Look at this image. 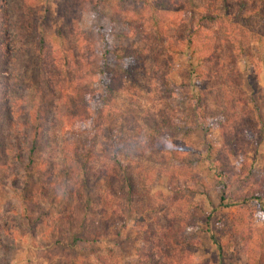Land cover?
<instances>
[{
    "label": "rangeland",
    "instance_id": "1",
    "mask_svg": "<svg viewBox=\"0 0 264 264\" xmlns=\"http://www.w3.org/2000/svg\"><path fill=\"white\" fill-rule=\"evenodd\" d=\"M147 2L158 9L155 0ZM223 2L231 6L232 12L240 10L251 18L218 19ZM240 2L242 0L185 1V9L176 7L167 12L172 22L164 24L161 22L163 11L151 21L148 12L141 8L142 0H0V129L3 136L10 134L4 140L0 137L7 149L4 160H0V264H130L136 260V249L142 243L133 230L138 215L127 208L125 202L111 200L103 192V204L110 200L105 209L119 213L110 233L102 234L99 241L89 246L69 249L53 244V224L61 209L54 206L52 198L57 196L56 188L64 174L63 170L57 171L63 164L60 152L54 151L52 146L57 147L55 142L59 144L60 139L64 140L67 132L66 139L84 144L86 132L71 123L61 130L60 122L55 119L56 125L49 133L51 140L36 151V163H28L26 147L27 140L33 136L35 107L41 103L43 93L36 67L38 41L42 39L47 48L57 50L54 73L64 67L74 73L80 61L77 55L88 56L81 37L86 31L98 34L100 26H104L107 40L115 50H136L142 44L138 37L128 35L124 26V19L134 9L140 11L139 18L149 22L145 26L146 40H152V52L146 50L142 65L122 79L104 120L122 127L134 138L129 139L125 147L133 165L128 174L137 181L143 203L149 198L158 208L152 215L154 219L148 218L144 223L158 227V241L162 234L171 235L168 227L176 233L172 236L174 239L194 242L196 246L189 251L191 264H254L253 256L259 253L255 228L264 226V39H257L256 33L257 28H261L256 22H260L258 12L264 9V0H244L245 6H240ZM208 14L213 16L214 28L208 34L222 43L221 57L233 60V68L238 70L237 89L231 84L225 85V89H233V96L244 98L240 110L248 111L260 130L248 144L245 156L253 166L254 185L260 190V199L248 203L237 200L235 180L222 176L218 181L219 162L227 163L230 169L238 168L242 162L241 157H230L218 125L204 123L190 127L181 120L175 131L158 135L148 126V120L160 123L165 119L169 124L182 115L188 91L180 83L188 82L192 92L194 82L202 81L196 69L212 72L204 47L195 55L190 49L177 55L167 54L158 46V39H153L152 25H158L159 21L162 36L173 37L185 30L189 18L194 20ZM240 37L248 44V56L235 59L234 48ZM7 51L18 52L10 64L3 63V53ZM198 58H202L201 64ZM164 75L166 81L179 89V93L174 92L170 98L158 92ZM220 82L221 85L225 81ZM210 84L203 82L202 85L211 89ZM207 99L210 106L215 105L211 95ZM55 100L47 102L44 110L51 116L58 114L57 118L61 119L65 107ZM9 111L11 121L5 118ZM16 141L25 145L21 164L14 158L19 151L12 147ZM72 143L66 146L67 154L73 151ZM113 184L121 182L116 180ZM171 194H178L177 198ZM168 196L175 202L181 201L183 207L188 205V212L173 206L166 199ZM96 212H99L98 207ZM243 222L247 225L236 233L233 226ZM183 251L184 248L180 253Z\"/></svg>",
    "mask_w": 264,
    "mask_h": 264
},
{
    "label": "trees",
    "instance_id": "2",
    "mask_svg": "<svg viewBox=\"0 0 264 264\" xmlns=\"http://www.w3.org/2000/svg\"><path fill=\"white\" fill-rule=\"evenodd\" d=\"M137 1L141 0H135V2ZM142 1L143 7L141 8L148 12V18L151 21L155 20L159 11H163L161 22L171 24L172 21L167 12L176 9V7L185 9L184 2L190 0H181L180 2L179 0H155L158 9L152 8V3L147 2V0ZM239 5L245 6L244 0ZM256 9H252V11L257 13ZM129 14L130 16L124 19L126 33L138 37L142 44H139L136 50H115L107 40L104 26H100L98 34H90L86 31L81 37H83V44L85 42L84 51H88V56L77 55L80 61L74 73L68 67L59 70V72L62 71L63 75L59 72L54 73L56 71L52 67L55 63L54 56H56L57 50L52 49V47L47 48L42 39L38 41V53L36 55L38 66L36 67L38 81L43 86V93L40 95L41 103L39 102L35 107L33 136L27 140L26 144L29 152L28 163H36V151H38L39 146H43L46 141L48 144L51 140L49 133L56 125L54 124L55 119L60 122L61 130L63 126L68 128L69 123L77 126L78 129L86 132V143L77 144L78 140L77 143H72L73 140L70 141V139L65 138L67 132L64 140L60 139L59 144L55 142L57 147L52 146L54 151L60 152L62 159L63 165L57 171L63 170L62 174H64V177H61L60 186L56 188L57 196L54 195L52 198L54 206L58 210L61 209L57 212L58 216L55 217L56 224H53V244L69 249L80 245L89 246L99 241L102 234L110 233L116 224L114 218H118L119 213L114 212L115 210L105 209V205L110 204V200L107 204H103V192L111 200L119 199L121 202H125V206L130 207L131 211L138 215L135 224H133V230L137 239L141 240L142 243L136 249V260L130 264H191L189 251L196 246L194 242L185 241L182 238L174 239L172 236L176 233L168 227L167 231L171 232V235L162 234L161 240L158 241V227L154 228L150 226L151 224L144 223L148 218L154 219L152 215L158 212V208L156 204L149 201V198L146 199L145 204L143 203V195L139 192L137 181L128 174L133 169V165L130 162V153L125 147L129 139L134 138L129 137L122 127L114 126L104 120L122 79L131 75L142 65L141 63L146 57V50L152 52L150 47L152 40H149L150 42L146 40L145 26L149 25V22L137 16L140 14L139 10L134 9L132 12L129 11ZM222 17L224 19L230 17L234 21L245 17L251 18L250 15L246 16V13H241L240 10L235 13L232 12L231 6L225 2H223V10L218 19ZM258 18H260V22L256 23L261 28H257V39L263 40L264 9L258 12ZM212 19L211 14L200 15L194 20L189 18L185 24V30L175 33L173 37L170 35L162 36L159 21L158 25L157 23L150 24L154 32L155 38L153 37V39L156 41L158 39V46L167 54L177 55L181 54L184 49H190L192 55H195L201 47H204L208 53L207 62L211 64L212 72L208 73L201 68L196 69V75L202 78V81L194 82L195 90L192 92L189 91L188 82L180 83L181 87L188 91L185 96L187 104L182 115L177 116L176 120L169 124L165 119L160 123L157 120H148V126L153 134L158 135V133L166 134L169 131H175L181 120H185L190 127L204 123L218 125L222 130L230 157H241L242 159L241 165L234 169H230L225 162H219L221 170L218 173V181L222 176L235 180V187L238 190L237 200L248 203L252 199H260V190L254 185L253 166L247 162L245 157L248 144L255 139L260 130H258L250 113L244 108L245 111L240 110V106L244 105V98L239 95L235 97L231 94L240 84V79L236 75L238 70L235 69V66L233 68V60H224L221 57L222 43L208 34L214 29ZM238 39L240 40L236 41L234 57L235 59L238 57L243 59L248 56L249 48L242 37ZM16 55L18 52L15 51L3 53V63L14 62L13 59ZM163 56L164 52L161 54V58ZM197 60L201 64L202 58ZM222 80L225 82L220 85ZM203 82L204 84L210 82L209 88L211 89L203 86ZM230 84L233 85L234 90L225 89V85ZM175 88L176 85L166 81V75H164L163 85L158 88V92L161 95H168L170 98L174 92L175 94L179 93V89ZM210 95L215 100L214 106L209 105L207 97ZM52 99H56L55 103L62 102L65 107L61 119L57 118L58 114L53 113L51 116L49 111L44 110L45 104ZM50 104L49 107L52 106ZM7 113L5 118L6 120L9 118L11 121L10 111L9 116ZM9 124L7 129L10 131L12 123ZM2 133L0 129V137L3 140L10 137V134L3 136ZM1 138L0 160L2 161L7 149ZM68 143H72L73 151L70 154H67L66 150ZM24 146L18 141L12 145L16 151L19 150L14 158L20 164L24 161L22 157ZM116 180L120 181L121 184H113ZM175 189L177 188L174 187ZM177 195H173V197L177 198ZM166 199L171 201L173 206L188 212V205L183 207L181 201L175 202L171 200V196L166 197ZM97 207L99 212H96ZM100 212L102 215L98 216L97 213ZM242 220L245 221L243 217ZM243 223L233 224V230L239 234V228L243 229L247 225L245 222ZM192 225L190 224V226ZM255 232L258 237L259 253L253 256V263L264 264V226L256 227ZM213 240L217 243L215 238ZM241 245L244 249V243ZM182 248L184 251L181 254Z\"/></svg>",
    "mask_w": 264,
    "mask_h": 264
}]
</instances>
